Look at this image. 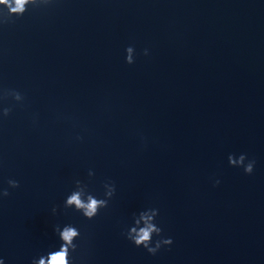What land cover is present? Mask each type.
<instances>
[{
  "label": "water",
  "instance_id": "95a60500",
  "mask_svg": "<svg viewBox=\"0 0 264 264\" xmlns=\"http://www.w3.org/2000/svg\"><path fill=\"white\" fill-rule=\"evenodd\" d=\"M37 3L6 22L0 5L4 264L58 250L66 224L73 264H264V0ZM77 179L115 183L92 220L64 208ZM149 208L173 240L155 255L124 235Z\"/></svg>",
  "mask_w": 264,
  "mask_h": 264
},
{
  "label": "clouds",
  "instance_id": "9594fccd",
  "mask_svg": "<svg viewBox=\"0 0 264 264\" xmlns=\"http://www.w3.org/2000/svg\"><path fill=\"white\" fill-rule=\"evenodd\" d=\"M52 0H43L45 5H48ZM0 5L4 6L7 11L5 22L8 17L13 15L22 16L27 10L28 5L40 6L37 0H0ZM125 62L129 65L134 61V48L129 46L126 48ZM144 55H148V50H144ZM3 97H11L16 102H22L24 97L20 92L14 89L3 90ZM12 109L4 107L0 109V117H8ZM82 139V137H77ZM247 161V162H246ZM228 163L233 167H242L246 174H252L254 170L255 160H248L246 154H241L235 157L230 154L228 156ZM89 177L94 173L90 170ZM8 185L11 188H18L19 182L16 180H8ZM219 184L220 181L215 182ZM104 198H97L94 194L88 191V187L81 180H75L74 190L66 197L64 202L65 209H74L80 212L86 219L92 220L95 218L101 209L109 206V201L115 195L116 186L112 181H107L103 185ZM9 192L7 189L0 190V196L7 197ZM57 209L53 207L52 212L55 214ZM159 215V210L149 208L140 211L138 214H133V224L124 233L126 239L133 243L136 247H143L151 255H155L162 247L171 246L173 240L171 237H164L162 235L163 229L158 226L156 217ZM54 231L60 240L58 250L49 251L46 255H41L39 258H34L31 264H73L71 253L77 249V244L74 242L80 238V231L71 224H66L62 228L59 225L54 227ZM157 237L153 242V237ZM0 264H4L3 258H0Z\"/></svg>",
  "mask_w": 264,
  "mask_h": 264
}]
</instances>
